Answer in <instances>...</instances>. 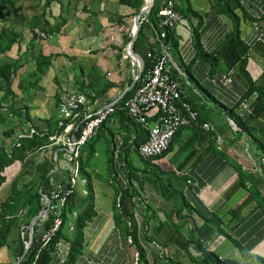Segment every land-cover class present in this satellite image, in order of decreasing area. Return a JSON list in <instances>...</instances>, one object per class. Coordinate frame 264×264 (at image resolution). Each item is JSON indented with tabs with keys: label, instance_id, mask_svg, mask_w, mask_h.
<instances>
[{
	"label": "crops",
	"instance_id": "crops-1",
	"mask_svg": "<svg viewBox=\"0 0 264 264\" xmlns=\"http://www.w3.org/2000/svg\"><path fill=\"white\" fill-rule=\"evenodd\" d=\"M44 1L7 0L8 9L0 12V29L7 28L16 35L11 47L0 54V64H19L17 81L12 87L14 99L11 96L0 103L8 111L15 101V115L8 111L10 122L0 127L3 132L14 127L13 136L0 137V143L5 139L8 150L10 142L33 133L39 139L44 135L51 140L58 128L57 102L64 90L85 94L92 110L119 102L136 83L141 63L144 69L143 48L151 47L157 52L160 46L157 32L150 26L141 36L140 48L134 50L135 39L132 53L129 49L133 18L145 0L137 13L119 0H51L45 10ZM188 1L195 11L207 15L202 18L207 23L202 42L208 49L214 47L232 30L231 19L220 14L212 22L210 0ZM243 2L246 7L250 4L248 8L256 14L264 13V0ZM236 12L241 15L239 9ZM239 27L240 38L251 42L247 71L255 84L264 89V40H253L256 28L246 19L240 20ZM33 29L47 31L45 38ZM173 36L178 48L169 46L168 68L177 71L181 90L199 109L202 122L210 124L212 129L181 128L164 155L144 160L134 144L138 126L122 115L121 106L116 109L93 136L94 153L87 171L80 172V187L75 191L71 214L77 216L86 206L90 195L88 183L96 211L84 228L85 246L78 264H133L136 250L122 239L121 226L128 222L127 215H132L140 232L147 235L141 243L149 264H202L201 248L230 264H264V223L259 205L260 199L264 201V183L257 186L261 197L256 195L249 200L248 188L253 183L238 176L240 170L255 175L264 160L250 138L233 133L230 120L218 104L229 105L244 91L245 85L238 80L224 83L223 79L219 80V74H216L219 78H200L197 68V80L189 79L185 66L196 50L188 19L183 18L173 27ZM149 50L146 57L156 53ZM40 51L51 56L47 71L34 85L22 83L35 70ZM25 107L24 118L18 111ZM155 115V111L148 113V126L154 124ZM42 162L51 166V188L62 185L67 171L65 151L51 140L6 167L0 203L9 195L15 175L18 177L25 170L17 181L18 188H22L31 179L36 165ZM156 175L158 180L153 179ZM158 181L168 184L177 193L176 197L188 205L184 208L162 194L156 187ZM82 204L84 207L79 208ZM48 212L46 205L35 222L42 224ZM185 217L193 220L194 227L183 224ZM24 219L21 213L19 226L10 232V241L0 246V264H17L21 258H17V248L11 240L22 234ZM42 230L41 227L37 238ZM66 234L73 236L74 226L67 228ZM32 235L30 231V244ZM68 245L64 240L56 252L49 255L41 252L36 264H63Z\"/></svg>",
	"mask_w": 264,
	"mask_h": 264
},
{
	"label": "trees",
	"instance_id": "trees-1",
	"mask_svg": "<svg viewBox=\"0 0 264 264\" xmlns=\"http://www.w3.org/2000/svg\"><path fill=\"white\" fill-rule=\"evenodd\" d=\"M170 1L173 3V9L180 14L182 19H188L191 25L193 46L196 50V53L195 56L185 66L188 78L197 80V77L195 75V69L197 68L199 77L203 79L211 77L212 79H214L215 77H220L219 80L222 81V79L224 80V76H229L231 78V83H235V80L244 83V91L240 93L238 97L232 99L229 105H225L221 102H218V104L223 109V114L227 116L228 119L233 122L234 125H236V127L238 128L237 130H234L232 128L233 133L238 136L245 135L246 137L250 138L255 148L262 154L264 160V89L261 86L255 84L246 68L249 50L251 48V42H244L239 35L240 20L246 19L249 23L254 25V28H256L255 37L253 40H256L257 42L264 40V13L261 12L259 14H256L248 8V5L250 6V4H247V7L244 5L245 3L243 2V0H210L212 22L217 19L218 15L223 14L231 19L233 28L232 30H228L224 34V36H222L219 42L214 45V47L208 49L202 42V38L207 28V23L205 24L202 18L203 16L207 15H201L199 12L195 11L188 0ZM50 2L51 0L44 1V10L49 6ZM119 2L132 7L135 13H137L143 5V0H119ZM160 2L161 0H154L148 13L142 14L140 16V27L138 36L133 45L134 50H138L140 48L139 44H141V36L143 37L145 35V29H150V26H152V30H155L157 32V36H159L161 31L163 30V27L161 25V16L158 15V12L165 5L166 1L164 0L163 4H161ZM7 4V0H0V12L2 11V9H8ZM13 9L16 10L17 8L13 7ZM238 9L241 11V15L236 12V10ZM193 20L195 21V23ZM45 24L47 25V23ZM164 29L165 37L162 38V42L168 47L170 46L174 47V49H177L178 44L176 38L173 36V28ZM15 40V33H12L11 31L7 30V28L2 27L0 29V54L8 50L15 42ZM262 44L264 45V43ZM148 50L152 53L156 52L155 49L153 50L151 49V47L143 48L142 54H144L143 56L145 60L143 72H145L151 65L152 56L146 57V52ZM50 62L51 56H46L40 51L36 56L35 70L27 76L28 81H26L25 79L22 83L28 82L30 85H34L36 82H38L39 77L47 71ZM18 66L19 64L16 62H5L0 64V92L2 93V96L0 95V103L2 100H7L11 96L14 99L15 94L13 93L12 87L15 84V81H17L16 78ZM168 73L173 79H176L178 81V74L175 69L169 67ZM216 74H219V77ZM29 80L32 81L30 82ZM139 83L140 79H137L136 83L129 91L125 93L123 98L119 102L115 103L116 109H118L119 106H122L123 101L135 91V89L139 86ZM214 85L215 84H213L212 82V88ZM180 91L181 97L184 100L190 102L193 106V102L189 97L186 96L187 94L183 93L181 89ZM207 92L209 93V91ZM212 98L214 99L213 94ZM1 107L2 106L0 104V126L3 124H8L10 122L11 114H9L8 111H10V113H13L14 115L16 112L14 109L15 101H13V103L10 105L8 111L3 112ZM193 108L198 112L199 109L197 107L193 106ZM120 112L122 113V115H125L135 126H138L136 138L134 139V144L137 148L139 143L143 142L147 138V130H145L140 124L136 123L131 117H129L124 110ZM18 113L23 114L24 118L27 117V108L25 107L23 111L19 109ZM108 119H106L105 121H107ZM105 121H103L101 125ZM200 123H202V119L200 118L198 112V124H193L192 126H199ZM180 129H178L177 132ZM14 132V127L9 128L8 130L6 129L5 132H3V135L5 137H3L6 138V136H13ZM42 138L39 139V137L34 133L30 137H20L18 138V145L17 141L14 142V140L9 143V150L6 149L7 145H5L4 139V141L0 145V188L6 181L4 171L14 159L22 160L28 152L37 150L51 141L47 137H44V135L42 136ZM94 143L95 141L92 137L90 140H88V142L83 146L81 150L80 172H86V169L89 167L90 158L94 153ZM170 146L171 144L168 146V149L170 148ZM168 149H166L162 155H164ZM259 168L260 170L255 173V175H252L250 173L247 174L242 170L238 172V176L241 180L251 181L253 183L251 185L252 187L248 188L250 196V198H248L249 200L256 195L261 197V192L259 191V189H257V186L261 183H264V161L260 162ZM50 170L51 166H49L47 162L39 163L38 165H36L35 172H33V174L31 175V179L25 185H23L22 188H18V178L24 175L25 170L20 171L18 177L17 175H15V177L12 179L11 191L9 195L4 201L2 200L0 203V246L7 244L10 241V232L13 227L19 226L20 222H18V219L21 213H23L25 218L23 220L24 227L22 230V234L18 233L17 236H15L11 240L12 243H15L16 245L17 258H20L24 252V247L30 239L29 232L31 231L33 233L32 243L30 244L25 256L21 259L19 264H36L37 258L39 257L41 252L44 251V253H47L48 255L51 252H56L58 244H60V242L64 240L67 241L69 245L65 258L63 259V264H78L80 257L83 254L85 246L84 228L87 222H89L96 213L93 194L89 187V183L88 189L90 190V195H88L87 197L86 206L75 218L73 236L68 237V235L66 234L67 229L65 228V223L68 219L69 214L73 212V200L76 190H74V192L67 197L64 206L61 208L60 227L45 246H41V243L39 241L40 234L38 238L36 234L41 227L43 229H47V227H49L50 223L52 222L53 217L49 215L45 218L42 224L37 221L33 223L32 226H29L32 218L35 217L43 208V196H50V189L52 186L50 180ZM86 175L88 176V174ZM158 178L159 177H157L156 175V177L154 176L153 179L158 180ZM243 181L242 184H244ZM64 182L65 181L63 179L62 184ZM156 187L162 194L168 195L170 200L174 199L176 200V202L178 201L184 208L188 205L186 201L184 204V201H180V199L176 197L177 193L173 191L168 186V184H164L158 181ZM259 205L262 208L261 214L263 215L264 223V201L260 199ZM127 217L128 222H126L124 226H121L122 239L125 241V243L128 242V244L136 250V264H149L146 250L141 243V241L147 238V235L146 233L144 234L143 232H140V229L134 221L132 215H127ZM183 220V224L189 223L194 227V222L189 217H185L183 218ZM195 243L197 244L196 241ZM200 252L201 258L199 262L202 264H219L222 262L223 264H230V262H224L220 257H217L211 251H206L205 249L201 248ZM231 264L234 263L231 262Z\"/></svg>",
	"mask_w": 264,
	"mask_h": 264
},
{
	"label": "built area",
	"instance_id": "built-area-1",
	"mask_svg": "<svg viewBox=\"0 0 264 264\" xmlns=\"http://www.w3.org/2000/svg\"><path fill=\"white\" fill-rule=\"evenodd\" d=\"M165 1V5L158 12L163 27L158 36L159 50L152 55L149 68L138 78L140 79L139 86L123 101L121 106L129 117L147 130V138L137 146L138 154L142 159L160 156L171 144L178 129L198 124L197 110L181 97L179 82L168 73L169 47L162 42V38L165 37L164 28H173L182 20V17L173 9V3L170 0ZM33 32L41 38L46 36L38 29H33ZM223 81L229 83L231 78L226 76ZM57 108L58 128L51 136V140L65 151L67 171L64 177L65 182L58 187L51 188L49 197L43 196L44 203L47 198L51 200L46 203L49 209L47 216L50 215L53 219L49 227L40 233L41 246H45L60 227L61 208L67 197L76 190L80 174V153L83 146L96 134L101 123L116 111L113 104L92 110L89 98L74 90L61 92ZM151 111H155L156 120L152 126H148L147 118ZM199 126L207 131L212 129L211 125L206 122L200 123ZM231 126L235 130L236 125L233 122ZM136 261L137 258L133 264H136Z\"/></svg>",
	"mask_w": 264,
	"mask_h": 264
},
{
	"label": "water",
	"instance_id": "water-1",
	"mask_svg": "<svg viewBox=\"0 0 264 264\" xmlns=\"http://www.w3.org/2000/svg\"><path fill=\"white\" fill-rule=\"evenodd\" d=\"M153 2H154V0H145V4H144V6H143L142 9L139 11V13H138L137 15H135L134 18H133V33H132L131 42H130V46H129V47H130L129 49H130L131 53H132L131 45H132V43L134 42V40L137 38V33H138L139 26H140L139 18H140V16H141L142 14L148 13V11L150 10V8H151ZM140 68H141V69H140V72H139V75H138V76L141 75L142 70H143L142 63H141V67H140ZM237 129H238V128L235 127V130H237ZM47 201H50V198H47L46 203H47ZM46 203H44L42 211H41L38 215H36L35 217L32 218L31 223H30L29 226H32V224H33L38 218H40V215L43 213V211H44V209H45V207H46ZM30 242H31V239H30L29 242L25 245L24 252H23L21 258L19 259V261L17 262V264H19V262L21 261V259L25 256V254H26V252H27V250H28V248H29V246H30Z\"/></svg>",
	"mask_w": 264,
	"mask_h": 264
},
{
	"label": "rangeland",
	"instance_id": "rangeland-1",
	"mask_svg": "<svg viewBox=\"0 0 264 264\" xmlns=\"http://www.w3.org/2000/svg\"><path fill=\"white\" fill-rule=\"evenodd\" d=\"M141 74H143V70H142V73H141ZM140 76H141V75H140ZM140 76H139V77H140ZM139 77H138V78H139ZM112 104L115 106V103H112ZM4 110H5V109L2 108V111H3V112H4ZM57 110H58V108H57ZM0 127H2V126H0ZM2 133H3V130L0 129V137H3ZM4 137H5V136H4ZM0 145H1V143H0ZM167 149H168V148H167ZM161 155H162V154H161ZM161 155H160V156H161ZM158 157H159V156H158ZM80 177H82L81 174H79V178H78V181H77L76 189L78 188V186L80 187V183H81L80 180H79ZM84 205H85V204H82L81 207H79V208H82V206L84 207ZM75 218H76V215H75V214H71V215L68 216V219H67V221H66V223H65V228H66V229L69 228V227H73V226H74Z\"/></svg>",
	"mask_w": 264,
	"mask_h": 264
}]
</instances>
